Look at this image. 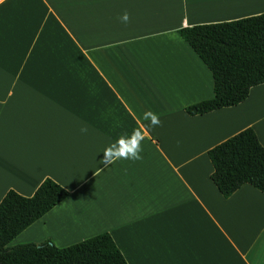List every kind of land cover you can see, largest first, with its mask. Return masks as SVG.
I'll list each match as a JSON object with an SVG mask.
<instances>
[{
  "label": "crops",
  "instance_id": "1",
  "mask_svg": "<svg viewBox=\"0 0 264 264\" xmlns=\"http://www.w3.org/2000/svg\"><path fill=\"white\" fill-rule=\"evenodd\" d=\"M262 13L264 0L1 2L0 201L46 178L69 192L9 245L108 233L127 264H264V194L244 184L224 198L207 156L248 127L264 148V84L188 115L213 79L178 34ZM146 111L161 126L146 127ZM136 128L143 159L97 174L106 146Z\"/></svg>",
  "mask_w": 264,
  "mask_h": 264
},
{
  "label": "trees",
  "instance_id": "2",
  "mask_svg": "<svg viewBox=\"0 0 264 264\" xmlns=\"http://www.w3.org/2000/svg\"><path fill=\"white\" fill-rule=\"evenodd\" d=\"M178 34L213 79V98L186 107L188 115L236 106L247 99L251 88L264 84V13L184 27ZM207 156L213 167L211 181L224 198L244 184L264 194V148L251 127L209 149ZM68 195L49 178L30 197L6 192L0 201V264H127L108 233L64 248L50 241L8 246Z\"/></svg>",
  "mask_w": 264,
  "mask_h": 264
},
{
  "label": "clouds",
  "instance_id": "3",
  "mask_svg": "<svg viewBox=\"0 0 264 264\" xmlns=\"http://www.w3.org/2000/svg\"><path fill=\"white\" fill-rule=\"evenodd\" d=\"M120 19L123 23H128L130 20L129 13L125 11ZM142 119L150 121V124L146 127L155 128L161 126L159 116L152 111L144 112ZM80 131L81 133H87L88 128L86 126L81 127ZM144 139L145 136L139 128L133 129L131 134L127 132L122 133L115 141L108 144L104 149L103 159L100 161L103 167L97 169V174L104 171L118 160H142L143 156L141 155V152L143 151V148L141 145Z\"/></svg>",
  "mask_w": 264,
  "mask_h": 264
},
{
  "label": "rangeland",
  "instance_id": "4",
  "mask_svg": "<svg viewBox=\"0 0 264 264\" xmlns=\"http://www.w3.org/2000/svg\"><path fill=\"white\" fill-rule=\"evenodd\" d=\"M8 246H9V247H12V246H15V244H11V245L8 244Z\"/></svg>",
  "mask_w": 264,
  "mask_h": 264
},
{
  "label": "built area",
  "instance_id": "5",
  "mask_svg": "<svg viewBox=\"0 0 264 264\" xmlns=\"http://www.w3.org/2000/svg\"><path fill=\"white\" fill-rule=\"evenodd\" d=\"M4 0H0V3L3 2Z\"/></svg>",
  "mask_w": 264,
  "mask_h": 264
}]
</instances>
